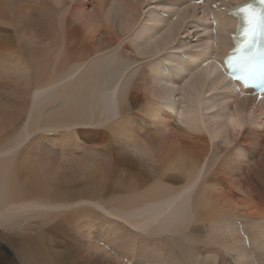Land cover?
Instances as JSON below:
<instances>
[{
	"label": "bare ground",
	"instance_id": "bare-ground-1",
	"mask_svg": "<svg viewBox=\"0 0 264 264\" xmlns=\"http://www.w3.org/2000/svg\"><path fill=\"white\" fill-rule=\"evenodd\" d=\"M246 1L248 0H231L228 4H224L222 0H208L196 7L193 3L186 4L184 0H170V2L166 0L164 5L180 8L179 15L181 17L178 20L179 22L173 23V20H165L171 23V25H168L169 27L171 26L174 31L171 36L177 34V31H179L176 26L191 19L192 15H194L193 21L200 26L204 24H209L211 26L215 23L216 34H212L210 41H205L196 50L195 54L190 57L189 61L184 60L186 57L184 54L179 56L174 53L175 55L166 57L165 59L173 64L171 63L172 66L166 67L168 77L166 75L167 78H165L161 61H158L162 59V57L159 56V50L164 51L167 46L171 45L175 39L174 36L170 38L162 37L163 39L158 41L159 35L157 39H155L158 41L157 44L151 45L150 43L145 44V41H150L152 39V33L144 34L140 32L139 35H143V39L139 49L144 53V55L141 56L136 54L139 53L137 52L139 50L134 47L136 44L132 42L130 43L133 44L132 46L128 45V38H131V33L141 20V10L144 4L143 0H114L113 2H110V0L91 1V9L96 7V9H94L96 12H94V16L92 12L88 13V15L89 17L92 16L91 20H98L96 22V29L103 26L102 40L100 39L101 41L99 42H97V36H94V34L91 36L85 31L82 22H79L81 17L78 18V16L80 13L85 12V7L89 4L87 1L65 0L61 8H55L48 3V0H0V101H2L7 94L11 97V99H6L5 101L8 108L11 110V115L1 117L0 133L2 134L3 131L9 129L14 123L13 119L17 115V112L20 110L22 111V107L20 108L22 102H19H26V98L28 99L34 90V82L37 87L35 94L37 92L41 93L42 91L49 92L52 87L61 86L53 91L52 99L56 100V98L64 94V97H62V103L64 105L62 106L66 109L65 111L68 109L66 106L67 104H65L66 90L76 89V86L80 87L79 89H81L82 86H86L88 89L87 92L79 95L81 97L78 96L77 100L74 99L76 100V106L80 108L78 118L75 117L77 119H71L73 115L76 114V111L72 112V117L70 116L71 112L62 113V118L60 113L55 115L56 118L51 116V119L53 117L52 122L58 120L57 117H60V123L56 121V123L60 125L62 119H64V122L66 121L65 126L61 129L63 125L60 127H58L59 125L48 127V124H46L44 127L42 124L40 127H34L32 131L30 130L31 132L27 130L22 140H28V138L32 137L37 131H43L46 128L61 130V135L57 138L59 139L57 144L61 145L62 149L61 151L52 150L60 152L59 161L61 163H59L60 167L59 165L57 166L60 171L65 168H71L73 170L71 174L79 176L77 178H79V182H82V186H74L72 188L63 186L60 179L62 176H59L57 166L55 164L53 165L55 162L49 163L48 158L40 157L42 160L40 158H38V160L40 159L41 162L43 161V163H41L35 158V154L33 157L32 150L34 148L33 151L35 152L38 147L36 149V147L26 148V146L25 149L21 150L19 153L17 151L9 160L0 159V174L2 173L3 175L5 172L8 175L7 179H5V185H0V216L7 213L9 210H18L21 214L25 215L21 216V222L15 220L19 226L17 224H12L15 221L10 219V217H6L8 220L0 219V231L17 229V234L11 236V239L0 232V234L2 233L0 235V264H67L66 257L72 258L73 256V259H84L86 264H88L87 261L95 264H170L169 260H172V258L169 259L165 256L167 251L168 255L171 256L172 252L176 251L181 258V261L177 260V263L174 264H236L234 261L232 262L233 259H236L239 264H264V254L262 253V246L259 243L261 240L264 244L263 231L259 226H257L259 229L253 228L250 223L252 219L258 220L259 222L262 220L261 224L264 222V131H260L264 128V99H262L259 104H256L255 98L245 94V92L248 93L247 91L240 92L238 89H240L241 86L233 82L227 73L222 70V66H219L220 63L223 65V58L233 47L230 35L235 33L238 28V20L228 17V8ZM212 3L219 4V13L211 8ZM253 3L255 4V2ZM113 8L118 10V16ZM202 9L204 10V14L206 13V20L203 14L201 17L197 15L199 14L197 11ZM34 11L36 17L33 19L30 18V15L32 17L30 13H34ZM112 11H114L113 13H115L121 24H119V27H116L118 24L116 25V22L114 23V21L111 20ZM188 11H190L189 14H184ZM155 13L156 12H154V14ZM207 13L215 16L214 20L208 19ZM171 15L174 16L176 14ZM168 17L172 19L170 15ZM155 18L158 19L159 17ZM157 19L147 20L145 23L148 24L147 28L154 29L155 27H152L149 22H160ZM32 20H34V25L29 23V21L33 22ZM22 21H25V24L19 27L18 25ZM100 22L103 25H101ZM188 25L190 26L192 23L187 24V26ZM10 28H12V30L13 28L18 30L19 34L23 37H30L33 40L39 39L41 41V47H43L46 41L47 47L38 50L35 46H28L22 42H17L15 37L12 36L14 32ZM137 37L139 36L137 35ZM145 38L147 40H144ZM135 41L141 42L140 39ZM212 41H215V43H212ZM40 45L37 46L39 47ZM178 48L181 49L180 47ZM80 49L81 52L78 51ZM2 50H4L3 53ZM123 50H130L133 53L129 54L137 55L138 58H133L125 54ZM149 50L153 52V55L142 59V56L150 54L147 52ZM213 54H215V56ZM96 55L101 57L99 58L100 63L97 62L99 64H96L98 67L95 65L98 69L93 67L94 63H96L95 61L92 62V65L90 63L89 67H85V62ZM175 56L178 59L176 62H174L175 60L173 58ZM105 59L109 60V63H107L108 65L104 63ZM124 62L132 66L130 71L129 67H126ZM193 67H195L194 73L199 70L203 71L200 75H196V79L194 77L192 78V75L185 74L191 82L186 88H183L188 90V92L183 90V94L185 96L186 92L188 95L189 91L192 90L190 93H192L191 96L194 105L189 106L186 104L190 111H188V114L184 115V112L180 110V108L177 110V108L180 107L178 105L180 101L178 104L169 101L174 97V92H177L179 89L178 92L180 93L182 89L180 90V88H178L176 89L177 91H173L172 89L177 87L172 85L166 88L167 85L165 86V84L166 82L172 84L177 83L179 87L182 86L185 81V77L182 76L184 68L187 73H190ZM71 68L70 76H75V79L71 81L65 80L64 76ZM82 69L84 70L83 72H81ZM91 69L92 71H90ZM98 74L101 76H98ZM99 77L102 78L100 81H98ZM124 77L125 86L123 89L119 90L117 83L121 82V79H124ZM207 82L210 83V85H208V92L221 91L223 93V100L231 105V111L227 114L228 111L226 112L224 108L226 116L221 113L223 117H219L220 119L215 125L213 124L214 120L210 117L213 126H209V121L208 127H212V129L209 128V130L213 132L212 135L209 134V141L205 136V132L202 134L203 126L207 124H202L203 120H201L202 118L200 119V113L203 112L202 110L204 108L206 109H204V112H209L210 106L212 108L218 103H210L207 105V108L206 105L204 107V103H200L203 100L202 94L199 93V88L200 86H205ZM162 83L165 87H162ZM67 84L71 85L70 89L63 87ZM128 84L129 88L127 87ZM20 87L25 90H23L22 94L17 92L19 89L21 91ZM63 88L66 91L65 93H63L64 90L62 91ZM84 89H82L83 92ZM76 90H78V88ZM75 92L77 95L79 94L78 92L82 93L81 91ZM142 92H145V95H143ZM50 93L48 94L50 95ZM177 93H175V95ZM48 94H45L46 97H48ZM125 94H127V96H124ZM43 95L44 94L41 95V98ZM83 96L85 97V101ZM188 96H190V94ZM41 98L38 97V99ZM187 98H183L182 100L185 99L186 102L190 104L189 100L192 98ZM145 101H148L147 103L150 104H147ZM212 102H214V100ZM144 103H146L145 106ZM208 103L209 102H207V104ZM91 104L93 105L91 106ZM47 105L49 104L47 103ZM187 106L186 108L189 110ZM215 107L217 108V106H214V108ZM167 108L168 110L170 109V111H168ZM216 108L214 110H216ZM96 110H102L107 115L110 113L109 117H112V120L108 118L112 122L106 121L108 118L103 119L105 118V114H103V118L99 117ZM135 110L140 111V114L142 113L145 118V120L141 119L144 122H142L144 126L141 128L150 131L151 127L149 124L157 122L156 124H158V127L156 128H160V130L162 128V130L166 129L164 132L167 131V134H170L171 127L174 130L176 122H179V132L181 130L183 133L179 134L182 138L177 137V142L170 144L167 134H163L162 136L159 134L162 145L159 143L160 146H158V144L155 145L153 142L158 131H153L149 135L147 134L148 136H146L145 139L138 135L137 139H140V141L143 139V142L140 144V148L137 149L136 146L138 143L136 142L139 141L133 136L131 130L141 133L144 131L141 128H137L138 125L130 118V113ZM214 117L213 119H215ZM184 125L186 126L185 130V127H183ZM259 128L261 129L259 130ZM228 129L231 132L230 137L229 134H225ZM222 130L225 133H223ZM176 132L177 131H175V133ZM227 133H229V131ZM135 134L137 136L138 133ZM143 134L146 133H142L141 135ZM213 134L214 138L217 136L223 139V142L220 141L226 146L221 147V144L219 146L214 143ZM227 136L229 138H225ZM112 137H114L115 140ZM35 140L37 141V138H35L34 141ZM112 140L113 142L119 140L118 143H120L121 140V143L123 141L126 145H123V147L125 146L127 148L131 145L132 149L134 148L133 152L135 154L131 156L129 152L130 158L127 156V160L128 158L132 160L133 156L138 154L136 156H141L143 161H149L148 169L144 172V178H134L132 182L129 184L127 183L128 185L126 186L122 181L120 182L121 179L118 177L120 179H118L120 185H117L119 184V182L116 181L117 178L115 180L117 183H113L111 180V184L109 183L110 185H108L111 179L110 177L108 178V176L113 175L116 170L111 174L113 172L111 168L114 166L110 167L112 163L109 164L107 162L116 158L118 159L116 162L118 166H124L126 164L130 167L134 166V164L126 162V157L123 155L125 153V148H123L124 153L120 158L118 155L121 153L117 155L114 154L116 157H114V155H107L106 151L110 147L105 149L104 146L106 147V144H109V141ZM4 142L1 143L5 145ZM45 142L49 141L46 139ZM175 143H177L178 146H176ZM249 146H252V148ZM58 148H60V146ZM9 149L11 150L12 146ZM234 149H237L236 152L239 151L238 154L233 153ZM1 154L2 153H0V156ZM125 154H128V152ZM240 157H245L247 161L252 163L256 162L254 168L251 166H244L246 169L240 168L239 165L242 164ZM179 163L182 168L179 167ZM120 170L122 171L123 168ZM126 170L124 173L129 172H126ZM148 170L151 171L150 174ZM200 170L203 171L200 172ZM173 172H179L181 178L176 179L178 177L176 174V178H174V175L171 174ZM157 175L161 178H158ZM75 176L72 177L75 178ZM63 177H65V175ZM72 177L71 180L73 179ZM114 177H116L115 174ZM114 177L112 176V179ZM198 177L199 180L201 179L200 181L196 180ZM241 177H243L242 181ZM75 182H77V180ZM126 182L128 181L126 180ZM194 182L196 185H194ZM181 183L183 186H180ZM122 185L123 189L124 186H126L125 190L119 188V186L122 187ZM174 186L179 187L177 192L181 190L175 193L173 197V191L175 190ZM80 190L81 194L75 196ZM238 194L243 197L237 198L235 201H242L245 204L240 205L246 206L247 208L241 209V207H238L237 204L236 206L232 202V198H236ZM175 197L179 198V204L181 203L182 206L179 204H175L176 206L172 204L173 201L176 200ZM228 197H232V200L228 201L230 200ZM119 198H123L124 201L120 199L121 202H118V204L115 205L114 203L113 206H109V212L104 209L105 206H102L106 201H111L113 203L115 200L118 201ZM169 199H172V201H170L171 203ZM231 202L235 206L232 205ZM174 203L176 202L174 201ZM91 206L101 207L100 209L103 212L106 211L108 214L111 213L109 215H113V217L115 215L114 219L120 221L122 224L124 223L127 230L132 233L131 239L127 242L125 240L122 242L121 240L120 242H115L106 235L104 238L101 233L100 238L107 244L106 248L105 245L101 248L100 240H93L92 236H90L91 233H94L92 224L94 225L96 221H100L99 213L97 210H91L89 208ZM174 207H178V209L184 207L185 210L189 209L192 214L190 215L187 212L189 210L186 211V214L187 216L190 215V217L193 216L192 218L194 219H191V221L197 219L204 223L202 229L204 232H202L199 227H194L193 230L191 229L190 231L188 230L189 227L187 228L189 232L187 230L185 231L188 232L187 234L189 237L194 236V239L191 237V243L186 242L188 240L185 241L186 238L184 239V237H178L181 235V228L185 229V218L189 220L190 217L188 216L189 219L187 216L183 218V216L186 215L182 213L184 209H180L181 211H179L175 208V210H173ZM35 209H44L49 212L39 214L41 216L40 218L43 217V221L45 222L38 223L39 225L36 223L38 226L35 229L34 227L30 229V219H34L36 216L34 217L28 214ZM225 210L231 212L237 210V214L234 213L236 216V223L233 228L236 232V236H223L224 238L222 239L221 235L217 234L220 236L217 237L215 234L216 232L219 234L223 231L227 232L228 229L225 230L227 227H223L224 229L220 232V228L218 229L219 231L216 230L218 227L213 225L214 222L211 223L214 228L211 227L212 225L208 226L206 222H210L216 216L221 215ZM168 214L173 215V217H168ZM225 214L224 212V215ZM166 216L169 219L171 217L173 219L168 220ZM102 218L105 220L104 217ZM9 219L11 220L10 223L12 222L11 225L7 222ZM183 220L184 224H182ZM117 221H114L117 227L114 228V232L116 231L118 233L121 228V223L119 224ZM165 221H168V223ZM198 221L197 224L199 223ZM26 223L29 224L25 225ZM107 223H110V226H108V224L106 225L111 227L113 222L110 220V222L107 221ZM28 225L30 226L26 228ZM182 225H184V227H182ZM193 226H195V224ZM262 226H264V224ZM195 228L198 230H194ZM76 230H82L88 233L90 240H87V248L84 249V242H81ZM120 230H122V228ZM199 230L203 235L198 234ZM125 232L127 233L126 230ZM166 233H169L168 236L174 238L173 242L176 241V248L183 251V257L174 247L173 249L172 246H170L171 244L168 242L171 239L166 241ZM172 233L179 234H174L176 238L171 235ZM121 235L122 234H120V236ZM19 236L20 238H18ZM198 238H200V245L199 243L197 245L194 244L193 241L197 240L198 242ZM166 242L171 247V251H169L170 247L168 248V245L165 244ZM211 242H215L216 245L212 246L210 244ZM217 242L219 243L217 244ZM225 243L228 245L230 244L232 247L229 248L230 245L228 247ZM247 244L249 245L248 247L246 246ZM10 246L18 251L20 256L26 259L25 263L20 256H17V259H15L14 255L16 256L18 254H14ZM145 246H150L154 251L160 250L157 252V255L147 257L144 256ZM108 247L113 249V251L110 252ZM228 248L233 249L232 252H235V254L231 253V251L229 252ZM222 251L228 256L222 253ZM85 252H88V255ZM84 254L87 256L92 255L93 258H88ZM112 254H114V256L116 255V258L112 257ZM138 256H142L144 261ZM174 258L176 257L174 256ZM82 259H80V262Z\"/></svg>",
	"mask_w": 264,
	"mask_h": 264
},
{
	"label": "rangeland",
	"instance_id": "rangeland-1",
	"mask_svg": "<svg viewBox=\"0 0 264 264\" xmlns=\"http://www.w3.org/2000/svg\"><path fill=\"white\" fill-rule=\"evenodd\" d=\"M78 1H87L89 4H88V8L87 7H85V12H82V13H80L79 14V16H78V18H80V20H79V22L81 21L82 22V26L84 27V29H85V31L86 32H88L91 36L94 34V36H97V42H99V41H101L102 40V34H103V29H102V27L101 28H97L96 29V22L98 21V20H91V17L92 16H90L89 17V15H88V13H90V12H92L93 13V16L95 15V13L94 12H96V10L94 11V9H96V7L94 8V9H91V5H92V2H93V0H91V1H89V0H78ZM114 1V0H113ZM112 0H110V2H113ZM137 1V0H136ZM166 0H143V2H144V4H143V7H142V10H141V20H140V22L138 23V25H136L135 26V29L133 30V32L131 33V38H128V40L127 41H129L128 42V45H133V44H136L134 47H135V49H137V50H139V51H137V52H139V53H136V54H138L139 56H141V55H144V53H142L141 51H140V44L142 43V37H143V35H139V33L141 32V33H144V34H147V33H152V39L150 40V41H145V44H151V45H156L157 44V42L159 41V40H162L163 38L162 37H165V38H170V37H172V36H174L175 37V39H174V41H173V43H171V45H169V46H167L165 49H164V51L162 50V51H160L159 50V56L160 57H162V59H159L158 61H161V64H162V66H163V71H164V73H165V78H167L168 77V72L166 71V67H170V66H172V62H168L165 58L166 57H170V56H172V55H182V54H184L186 57L184 58V60L185 61H189L190 60V57L192 56V55H194L195 54V52H196V50L205 42V41H210V37H211V35L213 34V35H215L216 34V31H215V26L216 25H209V24H204V25H202V26H200V25H198L197 23H195L193 20V16L194 15H192V18L191 19H188V21H186V22H184V23H181L180 25L178 24V26H176L177 28H178V30L179 31H177V34H174V35H172L171 36V34H173L174 33V31L172 30V28H171V26L169 27L168 25H171V23H169V22H167V21H165V20H173V23H176V22H179L178 20L180 19V15H179V10H180V8H178V7H175V6H171V5H164V2H165ZM169 2H170V0H168ZM185 2H186V4H190L189 3V1H187V0H184ZM223 2L222 3H224V4H228V2H230L231 0H222ZM57 2H58V4H57ZM48 3H50L51 4V6H53V7H55V8H61V6H63V4L65 3V0H48ZM91 3V4H90ZM60 4V5H59ZM155 4V5H154ZM89 5H90V7H89ZM152 7H153V9H152ZM170 7V8H169ZM172 9V10H171ZM93 10V11H92ZM113 10H115L116 12V15H117V12H118V10H116V9H114L113 8ZM163 10H165V11H163ZM177 11H178V13H177ZM31 12H33V11H31ZM114 11H112V13H113ZM154 12H156L155 14H154ZM164 12H167V13H164ZM197 12H199V14H197L198 15V17H201L202 16V14L204 15L203 17L205 18V20L207 19V17H206V13L204 14V10L202 9V10H199V11H197ZM115 13H113L112 14V16H111V20H113L114 21V23L116 22V27H119V24H120V22L118 21V19H117V17H116V15H115ZM170 13V14H169ZM190 13V11H188V12H185L184 14H189ZM218 13V12H217ZM30 14H32V17H31V15H30V18H33L34 19V17H36V14H35V11H34V13H30ZM86 14V15H85ZM118 14H119V12H118ZM171 14H176V15H174V16H172ZM115 15V16H114ZM171 16L172 17V19H169V17L168 16ZM118 16V15H117ZM207 16H208V19H210V20H214V17L215 16H212V15H209L208 13H207ZM155 17H159L158 19L157 18H155ZM223 18H224V16H223ZM155 20V19H157V20H159L160 22H154V21H152V22H149L151 25H152V27H155L154 29L153 28H147V26H148V24H145L146 22H147V20ZM86 20V21H85ZM33 22H30L29 21V23L31 24V25H34V20H32ZM182 22V21H181ZM101 23V22H100ZM190 23H192V25H188L187 26V24H190ZM204 23H206V22H204ZM25 24V21H22L18 26L19 27H22L23 25ZM87 25V26H86ZM101 25H103L102 23H101ZM121 25V24H120ZM157 27H159V28H157ZM190 28V29H189ZM11 30H12V28H10ZM97 30V31H96ZM13 32H14V34H12V36H14L15 37V40L17 41V42H22V43H24V44H26V45H28V46H35L36 48H38V50L40 49V50H42V48H44V47H47V42L45 41V43H44V45H43V47H41L42 45H40V43H41V41L39 40V39H37V40H33V39H31L30 37H28V38H26V37H23V36H21L20 34H19V32H18V30H16V29H14L13 28V30H12ZM94 31H95V33H94ZM190 31H191V33H190ZM33 33V32H32ZM186 34V35H185ZM137 35L139 36V37H137ZM161 36V38H160V36ZM170 35V36H169ZM193 35V36H192ZM157 36H159L158 37V39H157ZM128 37V36H127ZM104 38V37H103ZM101 39V40H100ZM138 39H140L141 40V42L140 41H135V40H138ZM155 39H157V40H155ZM144 40H147L146 38L144 39ZM144 40H143V42H144ZM108 41V40H107ZM107 41H105V42H107ZM156 41V42H155ZM133 42V44H130V43H132ZM136 42V43H135ZM152 42H153V44H152ZM212 43H215V41H212ZM138 44H139V46H138ZM37 45H40L39 47L37 46ZM178 47H180L181 49H179ZM9 49V48H8ZM7 49V50H8ZM176 49V50H175ZM170 50V51H169ZM78 51H80L81 52V49L80 50H78ZM124 51V53L125 54H127V55H129V56H131V57H133V58H138V56L137 55H134V54H129V53H133V52H131L130 50H123ZM175 51H177V52H175ZM4 52V50H2V53ZM148 53H150V54H147L146 56H142L141 58L143 59V58H147V57H150V56H152L153 55V52L151 51L150 52V50L149 51H147ZM158 52V51H157ZM156 52V53H157ZM160 52H162V53H160ZM141 53V54H140ZM175 53V54H174ZM209 53H211V52H209ZM167 54V55H166ZM149 55V56H148ZM214 56H215V54H213ZM157 56H158V53H157ZM156 57V56H155ZM99 58H101L100 56H98V55H96L95 57H93V58H91V59H89V60H87L86 62H85V67H89V65H90V63H91V65H92V62H96V63H94V65H93V67L95 68V69H98V68H96V67H98L97 65L100 63V59ZM174 58V62H176V61H178V59L176 58V56L175 57H173ZM106 60H108V59H105V61H104V63H106V65H108L107 63H109V60L108 61H106ZM97 62H99V63H97ZM125 64H126V67L128 66L129 67V71L131 70V68H132V66H130L128 63H126V62H124ZM172 63V64H171ZM97 64V65H96ZM147 64H150V63H147ZM175 64V63H174ZM95 65H96V67H95ZM105 65V64H104ZM148 66V65H147ZM197 66V65H196ZM195 66V67H196ZM84 67V68H85ZM195 67H193V69L191 70V72L190 73H187L186 71H185V68H184V73H183V75L182 76H184L185 77V81H184V84L182 85V86H180L179 87V84H177V83H175V84H172V83H168V82H166V81H164V82H166V84H165V86H166V88L167 87H170V86H174V87H177V88H174V89H172L173 91H175L176 89H178V88H180V90L182 89V91H180V93L178 92L179 91V89H178V93L177 92H174V94H173V96H171V97H173L172 99H170L169 101L170 102H173V103H177L178 104V102L180 101V103L178 104L180 107H178L177 108V110H179V108H180V110H182L183 112H184V115L185 114H188L189 112L188 111H190V109H189V107L186 105V104H188L189 106H193L194 105V102L192 101L193 100V98H192V96H191V94L192 93H190V91H192V90H190L189 91V93H188V95L190 94V96H188L187 95V93L185 92V96H184V91L183 90H185V91H187L188 92V90L187 89H183V88H186L187 86H188V84L191 82L190 81V79L189 78H187L186 76H185V74H188V75H192V78L194 77L195 79H196V75H200V73L203 71H201V70H199L198 72H196V73H194V70H195ZM83 68V69H84ZM94 68H92V69H94ZM81 70V72H83L84 70ZM92 69L90 70V71H92ZM109 69V68H108ZM71 70H72V68L65 74V80H69V81H71V80H74L75 79V76H70V72H71ZM94 71V70H93ZM166 75H167V77H166ZM194 75V76H193ZM98 76H101L100 74H98ZM91 78V77H90ZM191 78V77H190ZM198 78V77H197ZM102 78L101 77H99L98 78V81H100ZM122 81L121 82H119V83H117V87H118V89L119 90H121V89H123V87L125 86V82H124V80H125V77H124V79H121ZM194 80V79H193ZM91 81V80H90ZM93 81V80H92ZM115 81H117V80H115ZM50 82V81H49ZM48 82V83H49ZM188 82V83H187ZM162 85V87H165L164 86V84L162 83L161 84ZM208 85H210V83L209 82H207V83H205V86H203V87H201L200 86V92L199 93H201L202 94V100L203 101H201L200 103H204V107H205V105H206V108H207V105H209L210 103L211 104H213V103H218L217 105H214V106H217V108H216V110H214L215 108H214V106L211 108V106H210V111H209V109H208V111L209 112H204V109L202 110L203 112H201L200 113V119L201 120H203L202 121V124L204 125V124H207V125H205V126H203V131H202V134H204L203 132H205V136H206V138H207V140L209 141V134H211L212 135V130H209V128L210 129H212V127H208V123H209V121H210V123H211V125H210V123H209V126H213L212 125V120H214V125H215V123H218V120L220 119L219 117H223V116H221V113H223L222 115H224V116H226V114H225V110H226V112H227V114L231 111V105L227 102V101H225V100H223V97H222V95H223V93L221 92V91H210V92H208V90H209V88H208ZM33 86H34V92L32 91V94H30V96L28 97V99L26 98V102L25 103H23V101H20L19 103H21L22 102V104H20L21 106H20V108L22 109V111L20 110L19 112H17V115L14 117V119H13V121H14V123L11 125V127L9 128V129H7L6 131H3L2 132V134L0 133V153H2L1 154V156H0V159H10L11 158V156H13V155H15V153L18 151V153L21 151V150H23V149H25V147L26 148H28V147H36V149H37V147H38V149L34 152L33 150H34V148H33V150H32V154H33V157H34V154H35V158L38 160V158H44V157H46V158H48V160H49V163H52V162H55V163H53V165L55 164L56 166L57 165H59V167H60V164L59 163H61L59 160H60V155H59V153L60 152H56V151H52V150H59V151H61V145H58L57 144V141L59 140V139H57L60 135H61V130H56V129H45V130H43V131H37L35 134H33L32 135V137H30V138H28V140L26 141H22L23 140V136H24V134H25V132L28 130V131H32L33 129H34V127H40L42 124H43V126L45 127V125L46 124H48L47 126L48 127H50V126H52V125H59L58 127H60L61 125H63V126H61V129L65 126V124H66V121L64 122V119H62V121L64 122H62L61 121V125L59 124L60 123V121H59V118L60 117H57L58 118V120H56V121H59V123H56V121H53L52 122V119H53V117H55L56 118V116L55 115H58L59 113L62 115H60L61 116V118L63 117V114L62 113H64L65 114V112L66 113H69V112H71V117H72V112H75L76 111V114H74L73 115V118H71L72 120L75 118V117H77L78 118V116H79V113H80V111H79V109L80 108H78V106H76V104H75V102H76V100H77V97L79 96V95H81V94H84L85 92H87V87L86 86H82L81 87V89H79L80 87H78V86H76L77 88H78V90H76V89H70V87H71V85H64L63 87H65L66 89H70V90H66L67 91V94L65 95V104H67L66 106L68 107V109H67V111H65L66 109H64V107L62 106V105H64L63 103H62V97H64L63 95H60L61 96V99H60V96L58 97V98H56V100H53L52 98V93H53V91H55V90H57L58 88H60L61 86H59V87H52L51 88V90H49V92H37L36 94H35V91H36V89H37V87H36V84H35V82H34V84H33ZM46 86H49V85H46ZM36 87V88H35ZM85 89H84V88ZM127 87L129 88V84L127 85ZM127 87H126V89H127ZM21 88V87H20ZM32 88V87H31ZM82 89H84V92H83V90ZM23 90L24 89H22L21 88V91H20V89L19 90H17V92L18 93H23ZM64 90V92L63 93H65L66 91H65V89L63 88L62 89V91ZM155 90H156V88H155ZM25 91V90H24ZM74 91V92H73ZM75 91H81L82 93H80V92H78L79 94L77 95L76 94V92ZM51 92V93H50ZM73 92V93H72ZM39 93V94H38ZM48 93H50V95L48 94ZM75 93V94H74ZM175 93H177L176 95L178 96H176L175 95ZM207 93V94H206ZM42 94H48V97H46V95L44 96L43 95V97L41 98V95ZM142 94L143 95H145V92H142ZM200 94V95H201ZM207 96H206V95ZM34 95V96H33ZM39 95V96H38ZM54 96V95H53ZM76 96V97H75ZM85 96H86V94H85ZM124 96H127V94H125ZM179 96H180V98H179ZM198 96H199V94H198ZM35 97V98H34ZM37 97V98H36ZM38 97H40L41 99H38ZM79 97H81V96H79ZM87 97V96H86ZM187 97H189V99H191V100H189L190 101V104L189 103H187L186 102V100L184 101V100H182L183 98H187ZM191 97V98H190ZM32 98V99H31ZM176 98V99H175ZM6 99H11V97H10V95H6L5 96V98L2 100V101H0V119H1V117H7V116H9V115H11V110L8 108V106H7V104L5 103V101H6ZM42 99H44V100H42ZM48 99H49V101H48ZM74 99H76V100H74ZM83 99H84V101H85V97L83 96ZM87 100H88V97L86 98ZM215 99H217L218 100V102H217V100H215ZM172 100V101H171ZM175 100H176V102H175ZM187 100H188V98H187ZM214 100V102H212ZM28 101V102H27ZM56 101V102H55ZM83 101V102H84ZM126 101V100H125ZM206 101V102H205ZM221 101V102H220ZM87 102V101H86ZM146 103L148 102V101H145ZM165 102V101H164ZM193 102V103H192ZM207 102H209L208 104H207ZM47 103L49 104V105H47ZM146 103H144V106L146 105ZM39 104V105H38ZM43 104V105H42ZM74 104V105H73ZM147 104H150V103H147ZM221 104V105H220ZM55 105V106H54ZM93 104H91V106H92ZM28 106V107H27ZM65 106V107H66ZM75 106V107H74ZM186 106L188 107V109L189 110H187V108H186ZM219 106H220V108H219ZM40 107V108H39ZM192 108V107H191ZM224 108H225V110H224ZM230 108V109H229ZM166 109V108H165ZM8 110H9V112H8ZM63 110V111H62ZM167 110H168V108H167ZM206 110V109H205ZM6 111V112H5ZM54 111V112H53ZM168 111H170V109L168 110ZM187 111V112H186ZM213 111V112H212ZM218 111H220V112H218ZM223 111V112H222ZM21 112V113H20ZM100 112V113H99ZM179 112H181V111H179ZM96 113H97V115L99 116V117H104L103 116V114H105L102 110H96ZM107 113H109V112H107ZM202 113H204V114H202ZM217 115H216V114ZM81 114H82V112H81ZM110 114V113H109ZM109 114L107 115V114H105V118H103V119H106V118H108L109 117ZM111 114H112V112H111ZM206 115V116H205ZM212 115H214V116H212ZM51 116H53L52 117V119H51ZM112 116V115H111ZM203 116V117H202ZM216 116H217V118H216ZM210 117L212 118V120L210 119ZM213 117L215 118V119H213ZM17 118V119H16ZM55 118H54V120H55ZM77 118H75V119H77ZM111 120H112V117H109ZM107 119L106 121H108V122H110L111 120L110 119ZM130 118L133 120V122L136 124V125H138V127L137 128H141V127H143L144 125H142L144 122L142 121L143 119L145 120V118H144V116H143V114L141 113L140 114V111H137V110H135V111H133V112H131L130 113ZM137 118H140V119H137ZM209 118V119H208ZM70 119V118H69ZM68 119V120H69ZM74 119V120H75ZM142 119V120H141ZM207 119H208V122H207ZM61 120V119H60ZM216 120V121H215ZM41 121V122H40ZM112 122V121H111ZM143 122V123H142ZM56 123V124H55ZM157 122H153V123H150L149 124V126L151 127V130L149 131V130H145V129H143V128H141L144 132H142V133H146V134H143V135H141L142 133L141 132H133V130H131V132L133 133V136L137 139L138 138V135L139 136H141V138H143V139H145V137L146 136H148L151 132H153V131H158L157 133H156V138H154V140H153V142H154V144L155 145H157L158 144V146H160V145H162V142H161V138H160V136H162L163 134H167V131H165L164 132V130H166V129H164V130H160V128H156V127H158L157 125L158 124H156ZM156 124V125H155ZM179 125H180V123L179 122H176V127L174 128V130H173V128L171 127V130H170V134H167V137H168V139H169V143L171 144V143H174V142H177V140H178V138H182V136L180 137V134L179 133H182V131L180 130V132H179ZM135 126V125H134ZM183 127H185L184 128V130L186 129V126L184 125ZM205 127V128H204ZM12 128V129H11ZM27 128V129H26ZM202 128V127H201ZM175 129H178V130H175ZM207 129V130H206ZM261 128H259V130H260ZM41 130V129H40ZM208 132V131H211V132H206V131ZM30 131V132H31ZM174 131V132H173ZM175 131H177L178 132V134H177V132L175 133ZM223 131V130H222ZM229 131V133H227ZM260 131H264V128H262ZM227 132L225 133L224 131H223V133H225L226 135L227 134H229V137H230V134H231V132H230V130L228 129L227 130ZM4 133V134H3ZM10 133H11V135H10ZM135 133H138L137 134V136H136V134ZM207 133V134H206ZM148 134V135H147ZM158 134V135H157ZM159 134H161L160 136H159ZM183 134V133H182ZM181 134V135H182ZM4 135V136H3ZM8 137H7V136ZM112 136V135H111ZM225 136V135H224ZM178 137V138H177ZM220 137V136H219ZM228 136L227 137H225V138H229ZM4 138V139H3ZM8 140H7V139ZM35 138H37V141L35 140L34 141V139ZM112 138H114V137H112ZM157 138H158V141H157ZM216 138V139H215ZM214 138V134H213V141H214V143H216V144H218L219 146H220V144H221V147H224V146H226V145H223V139H220V138H218L217 136ZM7 140V142H6V140ZM45 139V140H44ZM46 139H47V141H49V142H45L46 141ZM110 139H111V137H110ZM143 139H142V141H140V139H137L139 142H136V140H135V142L136 143H138L137 144V146H136V148L137 149H139L140 148V144L143 142ZM55 142H54V141ZM114 140H115V138H114ZM160 140V141H159ZM205 140V139H204ZM222 142H221V141ZM5 141V142H4ZM10 141V142H9ZM20 141V142H19ZM145 141V140H144ZM1 142H4L5 143V145L3 144V143H1ZM22 142H24V143H22ZM36 142V143H35ZM39 142V143H38ZM119 142V140L116 142V141H114L113 142V140L112 141H109V144H106V147L104 146V148L105 149H107L108 147H110V148H108L107 149V151H106V153H107V155H117V154H119V153H121V154H119L118 155V157L120 158V156L122 157V154L124 153V151H125V153H127L128 152V154H123V155H125V157H126V162H128L129 164H134V166L133 167H130V166H128L127 164L126 165H124V166H118L117 165V160L118 159H112L111 161H109V162H107V163H112V165H110V167H112V166H114L113 168H111V171L113 170V172L111 173V174H113L114 173V171H115V176L116 177H114V174L113 175H109L108 176V178L110 177L111 179L109 180V179H107V180H109V182H108V185H110L111 184V182H113V183H115L116 181L117 182H119L118 181V179L120 180V182L122 181L123 183H124V185L126 184V186L129 184V183H131L132 182V180L134 179V178H144V172L148 169V162L149 161H143V159H142V157L141 156H136V155H138V154H136L135 156H133V158H132V160H129V158H130V155L132 156V154H135L134 152H133V149H132V146L131 145H129V143H128V147L126 148L125 146V144H124V142L122 141V143H121V140H120V143H118ZM134 142V143H135ZM7 143V144H6ZM37 144V145H35V144ZM51 143H53V144H51ZM98 143H99V141H98ZM131 143V142H130ZM135 143V144H136ZM159 143H160V145H159ZM252 143V142H251ZM250 143V144H251ZM19 144V145H18ZM23 144V145H22ZM30 144H31V146H30ZM40 144V145H39ZM132 144V143H131ZM249 144V145H250ZM3 145V146H2ZM35 145V146H34ZM42 145H45V146H42ZM123 145H125L124 147H123ZM133 145V144H132ZM175 145L176 146H178V144L177 143H175ZM11 146H12V149L10 150L9 148H11ZM16 146H18V147H16ZM60 146V148H58ZM134 147V146H133ZM249 147H251L252 148V146H249ZM14 148V149H13ZM57 148V149H56ZM123 148H125L124 149V151H123ZM232 148V147H231ZM230 148V149H231ZM51 149V150H50ZM233 149V148H232ZM237 150V149H236ZM236 150L234 149L233 150V153L234 154H238V152H236ZM120 151H123V152H120ZM34 152V153H33ZM40 152V153H39ZM42 152V153H41ZM131 154H130V153ZM4 154V155H3ZM40 154H41V156H40ZM130 154V155H129ZM42 155H43V157H42ZM51 157H50V156ZM57 155V156H56ZM114 155V157H116ZM127 156H129V158H128V160H127ZM55 157H58V158H55ZM161 157V156H160ZM209 157H210V154H209ZM40 158V159H41ZM34 159V158H33ZM38 160V161H40L41 162V160ZM240 159L242 160V164L241 165H239L240 166V168H243V169H246L245 167H253L254 168V164L256 163V162H254V163H252V162H249V161H247V159L245 158V157H240ZM249 162V163H248ZM41 163H43V161L41 162ZM247 163V164H246ZM116 164V165H115ZM240 164V163H239ZM253 164V165H252ZM140 165H141V167H140ZM144 165V166H143ZM179 167H181L182 168V166H181V164L179 163ZM203 166H205V165H203ZM245 166V167H244ZM59 167L57 166V172H58V174H59V176H62V177H60V179H61V183H62V185L63 186H65V187H67V188H72V187H74V186H82V182L80 181L79 182V178H77V177H79L78 175H76V174H74V175H72L71 173H73V170L71 169V168H65V169H63L62 171H60L59 170ZM207 167V166H206ZM115 168V169H114ZM121 168H123V170L125 169H127L126 170V172L127 171H129V172H127V173H124L125 172V170L123 171H121L120 169ZM71 169V170H70ZM65 170H69L68 171V173H67V171H65ZM206 170V169H205ZM247 170H248V168H247ZM71 171V172H70ZM203 170H200V172H202ZM246 171V170H245ZM249 171H250V169H249ZM120 173V174H118V173ZM177 172V171H176ZM117 173V174H116ZM148 173L150 174L151 173V171L150 170H148ZM238 173H241V172H238ZM6 173L4 172V174L2 175V173L0 174V185H5V179H7V177H8V175L6 174ZM68 176H67V175ZM70 174H71V177L72 176H75V178H73L72 180L74 181H72L71 180V177H70ZM172 175H174V178H176L175 177V174H176V176H178L176 179H180L181 178V175L179 174V172L178 173H175V172H173V173H171ZM178 174V175H177ZM203 174V173H202ZM5 175V176H4ZM65 175V177H63ZM118 175V176H117ZM122 177H121V176ZM180 175V176H179ZM200 175V174H199ZM67 176V177H66ZM112 176L114 177L113 179H112ZM3 177V178H2ZM119 177V178H118ZM157 177L158 178H161L160 176H158L157 175ZM116 178H117V180H116ZM75 179V180H74ZM77 180V182H75ZM81 180V179H80ZM112 180V181H111ZM116 180V181H115ZM126 180L128 181V182H126ZM131 180V181H130ZM196 180H199V177L196 179ZM201 180V179H200ZM199 180V181H200ZM243 180V177H241V181ZM111 181V182H110ZM130 181V182H129ZM66 182V183H65ZM116 182V183H117ZM120 182H119V184H117V185H120ZM196 182V181H195ZM194 182V183H195ZM198 182V181H197ZM81 183V184H80ZM110 183V184H109ZM128 183V184H127ZM194 185H196V183L194 184ZM126 186H124V189H123V185H122V187H120L119 186V188H122L123 190H125V187ZM180 186H183V184L181 183L180 184ZM192 186H193V184H192ZM194 187V186H193ZM180 188H182V187H180ZM174 191H173V193H174V195H173V197L175 196V193H178L177 192V189H179V187H176V186H174ZM172 193V194H173ZM79 194H81V190L78 192V193H76L75 194V196H79ZM240 194H238V196L236 197V198H232V197H228V199L230 198V200H228V201H231L232 199V202L236 205H238V207H241V209H245V208H247L246 206H242V205H240V204H245V203H243L242 201H240L239 199V202L237 201H235V199H237V198H241V197H243V196H239ZM1 196V195H0ZM83 197V196H82ZM179 197V196H178ZM178 197H175V199L176 200H174L176 203H174V201H173V203L172 204H179V198ZM178 198V199H177ZM232 198V199H231ZM120 199H121V201H124L123 200V198H119V200L118 201H113V203L111 202V201H106V202H104L103 204H102V206L104 207L105 206V210L107 211V212H109V210L108 209H110V207L109 206H113L114 205V203H115V205L116 204H118V202H121L120 201ZM172 199H174V198H172ZM172 199H169V202L170 201H172ZM241 200H243V199H241ZM178 201V202H177ZM236 203H235V202ZM110 202H111V204H110ZM232 202H231V204H232ZM171 203V202H170ZM65 204H68V203H65ZM234 204H232V205H234ZM175 205V206H176ZM179 205H181V203L179 204ZM234 205V206H235ZM236 205V206H237ZM182 206V205H181ZM184 207H187V206H184ZM181 208L180 207V209L182 210V209H184V210H182L183 212V214L185 213H189L190 215L192 214L191 212H190V210L189 209H186L185 210V208ZM237 207V208H238ZM1 208V207H0ZM91 210H97V212L99 213V215H100V217H99V219H100V221H96V223L93 225L92 224V226H93V231H94V233H91L90 234V236H92V238H93V240L95 239H97L96 241H99L100 240V245H101V248L102 247H104L103 245H105V248H106V246H107V244H105V241H103L102 240V238H100V234L102 233V235H103V237L105 238V235L106 236H108L112 241H115V242H120V240H121V242L123 241V240H125L126 242L128 241V240H130L131 239V232H129L128 230H127V228L124 226V223L122 224L120 221H117V220H115L114 219V217H115V215H114V217H113V215L111 216V215H109V214H111V213H107L106 211V213L105 212H103L99 207H94V206H91V207H89ZM93 208V209H92ZM107 208V209H106ZM175 208H177L178 209V207H174L173 208V210H175ZM180 209H178L179 211H181ZM239 209V208H238ZM187 210H189V211H187ZM187 211V212H186ZM44 212H49L48 210H44V209H42V210H40V209H35V210H33L31 213H29L28 215H33L35 218L34 219H30V225H31V227H30V229L32 228V227H34V229L40 224V223H44L45 221H43L44 219H43V217L42 218H40L41 216L39 215V214H41V213H44ZM224 212L226 213L225 215H224ZM180 213V212H179ZM234 213H236L237 214V210H235L234 212L232 211H227V210H225V211H223L222 212V214L221 215H219V216H216L213 220H211L210 222H206V224H208V226H211L212 224V222H214L215 223V220H216V223L214 224L213 223V225L215 226H217L216 228V230L217 231H219L220 230V232L224 229V228H226L225 230H227L228 229V231L226 232V231H223L222 233H217L216 231V236L217 237H220V236H218V235H221V238L223 239L225 236H229V235H231V236H236V232H235V230L233 229L234 228V226H235V221H236V216H235V214ZM183 214H182V216H183ZM190 215H188L189 217H190ZM21 216H25L24 214H21L18 210H9L7 213H5V214H3V215H1L0 216V219H7L6 217H10V219H12V220H18V221H20L21 222ZM104 217L105 218V220L102 218V217ZM170 216H172L173 217V215H170V214H168V217H170ZM185 216H187V214L186 215H184L183 216V218H185ZM187 216V218L189 219V217ZM224 216V217H223ZM37 217H39V218H37ZM167 217V216H166ZM165 217V218H166ZM167 217V218H168ZM168 218V220H171V219H173V218ZM193 216H191L190 217V219L189 220H186V218H185V221H186V223H185V229H183V228H181L182 230H181V235H177L178 237H184V239H185V241L186 240H188V241H186V242H190V240H192V238L194 237V236H190L189 237V235L187 234L191 229L193 230V228L194 227H199V229H203V227H204V223L203 222H201V221H198L197 219H195V221H191V219H194V218H192ZM221 217H223V218H221ZM166 218V219H167ZM219 218H221V219H219ZM9 219V221H7L10 225H11V223H10V220ZM103 219V220H102ZM165 219V220H166ZM8 220V219H7ZM42 220V221H41ZM108 222H110V220H111V222H113L112 224H111V227H108V226H110V223H107V221ZM114 221H117L120 225H121V228H122V230H124V231H122V230H120L119 229V232L117 233L116 231L114 232V228H117L116 227V224L114 223ZM197 221L199 222L198 224H197ZM262 221V220H261ZM261 221L259 222L258 220H254V219H252L251 221H250V223H251V225H252V227L253 228H257V226H259L261 229H262V231L264 232V226H262L263 224H264V222H263V224H261ZM264 221V220H263ZM165 222H167L168 223V221H165ZM192 222V223H191ZM220 222V223H219ZM38 225H37V224ZM166 223V224H167ZM191 223V224H190ZM195 224V226H193L194 224ZM219 223V224H218ZM228 225H227V224ZM12 224H17V221H15V222H13ZM27 224H29V223H26L25 225H27ZM102 224H103V226H102ZM106 224H108V226L106 225ZM182 224H184V220H183V223ZM199 224H200V226H199ZM201 224H203V225H201ZM18 225V224H17ZM30 225H28V226H26V228H28ZM190 225V226H189ZM198 225V226H197ZM213 225L211 226V227H213ZM218 225H220V226H218ZM19 226V225H18ZM112 226H113V229H112ZM201 226H202V228H201ZM182 227H184V225H182ZM190 227V228H189ZM192 227V228H191ZM221 227H222V229H221ZM224 227V228H223ZM4 228V227H3ZM25 228V229H26ZM187 228H189L188 230H187ZM214 228V227H213ZM220 228V229H219ZM219 229V230H218ZM257 229H259V228H257ZM261 229H260V231H261ZM17 229H12V230H2V231H0V232H2V233H4L5 235H7L8 236V238L9 239H11L12 237L11 236H14V235H16L17 234V231H16ZM125 230L127 231V233L125 232ZM188 231V232H185V231ZM194 230H198L197 228H195ZM215 230V229H214ZM261 231V232H262ZM76 232H77V234H78V236H79V238L81 239V242H84V245H85V247H84V249L85 248H87V243H88V241L87 240H90V237H88V233H85L84 231H82V230H76ZM202 232H204V230H202ZM202 232H200V230H199V233L198 234H200V235H203L202 234ZM224 232H226V233H224ZM262 232V234H264ZM1 233V234H2ZM180 233V232H179ZM179 233H174L175 235L176 234H179ZM0 234V235H1ZM120 234H122L121 236H120ZM135 234H137V233H135ZM173 233L171 234L172 236H175ZM218 234V235H217ZM226 234H228V235H226ZM167 237H166V241H169L170 239V241L168 242L169 244H171L170 246H172V248L174 247L175 248V250H177L178 251V253L183 257L184 256V253H183V251L182 250H179V249H177L176 248V241L175 242H173L174 240V238H171L170 236H168L169 235V233H166L165 234ZM185 235V236H184ZM186 235H188V236H186ZM224 236V237H223ZM264 236V235H263ZM176 237V236H175ZM192 237V238H191ZM18 238H20V236L18 237ZM177 238V237H176ZM175 238V239H176ZM190 238V239H189ZM195 238H197V237H195ZM264 238V237H263ZM194 239V238H193ZM200 238H198V242H197V240H193L194 241V244H198L199 243V245L201 244V242H200V240H199ZM232 239V238H231ZM8 240V239H7ZM173 242V243H172ZM196 242V243H195ZM167 242L165 243V244H167L168 245V248L170 247L169 246V244H168ZM191 243V242H190ZM219 242H217V244H218ZM222 243V242H221ZM220 243V244H221ZM259 243H260V245L262 246V253L264 254V244H263V242L260 240L259 241ZM174 244V245H173ZM212 246H215L216 244H215V242L213 243V242H211L210 243ZM214 244V245H213ZM219 244V245H220ZM226 244V243H225ZM224 244V245H225ZM222 245V244H221ZM228 247H229V245L228 244H226ZM225 245V246H226ZM13 246V245H12ZM12 246H10L11 247V249H12V252H14V254L16 253V254H18V255H14V257H15V259H17V256H20V253L18 252V251H16L14 248H12ZM164 246V245H163ZM224 246V247H225ZM226 246V247H227ZM247 247L249 246L248 244L246 245ZM165 247H166V245H165ZM232 246L230 245V247L229 248H231ZM109 248V247H108ZM173 248V249H174ZM228 248V249H229ZM110 249V252H112L113 251V249H111V248H109ZM108 249V250H109ZM171 249V247L169 248V251H171L170 250ZM227 249V248H226ZM158 250V249H157ZM160 250V249H159ZM159 250L158 251H154L150 246H145L144 247V251H145V255L144 256H147V257H153V256H155V255H157V252H159ZM168 250V249H167ZM229 252L231 251V253H233V254H235V252H232L233 251V249H229L228 250ZM138 252V251H137ZM156 252V253H155ZM86 254L88 253V252H85ZM222 253H225L224 251H222ZM86 254H84L86 257H92L93 258V256L91 255V256H87ZM94 255V254H93ZM113 256L112 257H115L114 256V254H112ZM225 255L226 256H228L226 253H225ZM165 256L167 257V258H169V259H171L172 258V260H169L170 262V264H174V263H177V260H179V261H181V258L179 257V255L177 254V252L176 251H174V252H172V256L171 255H168V251H167V253L165 254ZM174 256L176 257V258H174ZM138 257H140V259L141 260H143L144 261V259L142 258V256H138ZM20 258H22V260H23V262L25 263L26 262V259L25 258H23V256H20ZM71 258V257H70ZM69 257L67 258L66 257V259H67V264H77V262H78V260H79V262H78V264H86L84 261V259H82V258H79L78 260L77 259H73L74 258V256L70 259ZM95 258V257H94ZM116 258V257H115ZM80 259H82L81 260V262H80ZM105 259V258H104ZM75 261V262H74ZM77 261V262H76ZM235 262L236 264L238 263L239 264V262L236 260V259H233L232 260V262ZM88 262V264H95V263H92V262H90V261H87ZM90 262V263H89ZM26 264V263H25ZM28 264V263H27Z\"/></svg>",
	"mask_w": 264,
	"mask_h": 264
},
{
	"label": "snow or ice",
	"instance_id": "snow-or-ice-1",
	"mask_svg": "<svg viewBox=\"0 0 264 264\" xmlns=\"http://www.w3.org/2000/svg\"><path fill=\"white\" fill-rule=\"evenodd\" d=\"M242 11L247 12L248 9L244 8ZM248 23L250 25L249 28L245 29L244 31V42L242 45V48H238L237 51H241L243 48H248L251 47V45L254 43V38H255V29L251 27L252 25V19L249 18ZM257 54L253 53L251 57H247L245 61V65L242 67V71L244 75L238 77V79H243L245 82H247L249 79L255 78L259 72L261 71L262 68H264V65H259L257 64L256 60ZM229 65L232 66V60H229Z\"/></svg>",
	"mask_w": 264,
	"mask_h": 264
}]
</instances>
